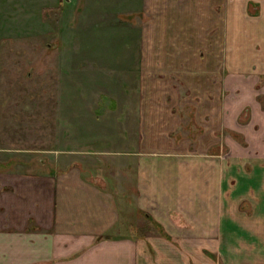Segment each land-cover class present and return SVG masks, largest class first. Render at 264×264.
Here are the masks:
<instances>
[{"label":"rangeland","instance_id":"rangeland-1","mask_svg":"<svg viewBox=\"0 0 264 264\" xmlns=\"http://www.w3.org/2000/svg\"><path fill=\"white\" fill-rule=\"evenodd\" d=\"M219 4L0 0V172L52 175L73 165L81 177L111 195L116 220L107 232L110 238L155 235L165 240L167 233L149 211L156 206L150 205L148 187L156 184L146 164L153 163L144 161H158L159 184L166 178L170 185L169 177L177 178L178 166L188 160H204V174H217L218 168L207 161L229 159L230 139L243 140L232 138L228 127L235 123L234 115L239 123L247 121V109L238 113L244 103L232 87L245 94L255 74L256 89L264 83L261 72L228 65L226 18L217 20L223 11ZM255 14L245 8V15ZM220 30L222 52L207 63ZM204 61L205 69L200 66ZM204 74L212 87H203ZM257 99L264 110L260 93ZM208 127L215 129L216 144L202 149L207 145L202 132ZM137 158L143 160L144 174ZM252 163L247 179L257 180L250 177L256 175ZM242 178H237L239 193L242 185H251ZM248 208L238 210L247 213ZM169 216L182 225L179 215ZM248 232L242 229L240 235ZM247 240L245 250L256 249ZM220 241L226 254L222 234ZM169 243L176 246L171 237ZM150 247L146 242L142 249L150 253ZM230 254L223 263L216 254L217 264H263L248 261L250 257L230 263ZM216 255L207 251L206 257Z\"/></svg>","mask_w":264,"mask_h":264},{"label":"crops","instance_id":"crops-1","mask_svg":"<svg viewBox=\"0 0 264 264\" xmlns=\"http://www.w3.org/2000/svg\"><path fill=\"white\" fill-rule=\"evenodd\" d=\"M218 1L223 11L217 20L222 22V18H226L224 39L228 65L231 69L245 68L264 74V0ZM246 7L255 9L257 14L245 15ZM222 32L218 31L213 53L211 49L207 51V63L215 61L222 52ZM200 66L205 69V61ZM188 79L183 80L190 83ZM201 79L203 87L213 86L205 74ZM258 79L253 75L245 94L238 91L237 86L232 87L238 101L244 103L238 113L247 109V121L239 123L234 115L235 123L228 127L233 130L228 132L232 138L241 136L243 140L237 143L234 138L230 139L227 145L230 158L207 161L214 169L218 168L217 174H204L202 159L188 160V163L195 162L178 166L181 174L177 178L166 174L170 176V185L166 178L159 184L158 161H144L153 163L146 164L156 184L148 187L152 196L150 205L156 206H150L149 211L167 233L165 240L153 235L139 240L120 237L95 241L97 236L107 233L116 220L112 197L81 177L73 165L52 175L0 172V264H217L218 254L223 256L218 255L223 263L230 253V263L250 257L248 261L258 260L264 264V174L261 171L264 167V110L257 99L260 93L261 104L264 103V83L256 89ZM214 130L204 128L202 139L207 145L200 148L216 144ZM142 161L137 158L136 166L144 174ZM251 163L256 175L250 177L257 180L247 179ZM239 169L247 170L241 176L244 182L251 183L247 187L242 185L240 193L236 191L240 183L237 178H241L236 174ZM139 186L140 183L136 193L141 191ZM243 206L249 207L247 213L238 210ZM137 208L143 207L138 205ZM170 213L179 215L182 225L174 221ZM242 229L248 230V234L240 235ZM221 234L226 254L219 248ZM169 236L176 246L169 243ZM246 240L256 249L246 247L245 250ZM146 242L153 246L150 253L142 249ZM190 249H193L192 254ZM207 251L211 256L217 254V261L216 257H206Z\"/></svg>","mask_w":264,"mask_h":264},{"label":"trees","instance_id":"trees-1","mask_svg":"<svg viewBox=\"0 0 264 264\" xmlns=\"http://www.w3.org/2000/svg\"><path fill=\"white\" fill-rule=\"evenodd\" d=\"M109 238H110L109 233H104V234H101V235L97 236V237L95 238V241H98V240H100V239H109Z\"/></svg>","mask_w":264,"mask_h":264}]
</instances>
